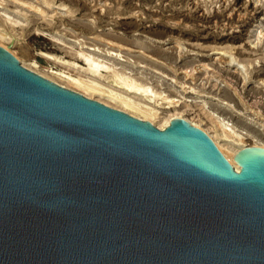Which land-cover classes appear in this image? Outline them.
Here are the masks:
<instances>
[{"label":"water","instance_id":"1","mask_svg":"<svg viewBox=\"0 0 264 264\" xmlns=\"http://www.w3.org/2000/svg\"><path fill=\"white\" fill-rule=\"evenodd\" d=\"M234 161L0 46V264H264V147Z\"/></svg>","mask_w":264,"mask_h":264},{"label":"rangeland","instance_id":"2","mask_svg":"<svg viewBox=\"0 0 264 264\" xmlns=\"http://www.w3.org/2000/svg\"><path fill=\"white\" fill-rule=\"evenodd\" d=\"M22 1L42 7L46 17L0 0V25L5 15L21 22L2 26L12 34L10 52L20 63L66 84L51 71L87 77L76 54H93L165 92L185 118L204 128L213 130L212 120L220 119L249 134L248 144L253 136L264 138V0ZM197 3L196 18L188 19ZM172 9L182 11L177 20L169 19ZM228 56L247 72L228 67Z\"/></svg>","mask_w":264,"mask_h":264},{"label":"bare ground","instance_id":"3","mask_svg":"<svg viewBox=\"0 0 264 264\" xmlns=\"http://www.w3.org/2000/svg\"><path fill=\"white\" fill-rule=\"evenodd\" d=\"M14 1H18L23 5H28L29 8L40 12L41 14H43L44 17H46L45 11L42 9V7H39L38 5H34L32 3H27L22 0ZM41 1L45 5H51V0ZM1 4L3 3L1 2ZM195 7L196 10L190 12V14L187 16L188 19H192L193 17L196 18L195 15L198 12L197 10L200 8V6L197 3ZM19 10H17L16 12L19 13L21 16H25V12L23 13ZM172 12V16L171 18H169L170 20H177L179 18L178 15L182 14L181 10L172 9ZM259 22L260 21L258 20L256 21L258 25ZM2 23V26H11V28L15 26H21V22L18 19L11 17L10 15L2 16ZM175 25L179 24L175 23ZM2 26L0 25V46L12 52L10 47V43L13 40L12 34L9 33L7 29L2 28ZM188 31L191 33L195 32L194 30ZM76 56L84 62V68H82L88 74L87 77H83L79 74H66L62 71H51V74L53 76L62 78L68 84H62L60 82H57L56 80L46 76L45 74H42L34 70L33 68L28 67L22 62L21 63L27 69L33 71L34 73H37L38 75H41L42 77L66 89L78 92L89 99L96 100L100 103H103L104 105L128 113L129 115L141 119L143 121H149L155 127L161 130L166 129L170 125L171 121L174 119H185L190 124L203 129L215 142L217 147L220 149V151L228 160V162L232 165V167H234V169L238 172L240 171V166L234 161V158L242 149L252 146L264 147V138L257 139L256 136H253L252 139H254V143L248 144L247 139L249 137V134L244 133L242 130H236L235 128H233V126L229 124V122H225L220 119L212 120L213 130L204 128L200 124L192 122L191 120L185 118L182 112L178 111V102H175L174 99H172L168 94L163 91L154 89L149 83L142 82L136 78L131 77L126 72L117 70L114 65L108 64L103 60H100L93 54L79 51L77 52ZM51 57L53 58V56ZM231 58L232 57L228 56L227 61H225L228 67L233 66V68L237 69V71L241 73H243L244 71L247 72L245 65L241 63H235ZM73 64L76 65L75 63ZM102 78L107 79L108 82L101 83L99 80ZM248 78L249 77L246 76L244 80L246 81ZM262 88L264 89V81L262 83ZM163 105H167V107L165 106L166 108H162ZM223 106L230 107V103H225L223 104ZM165 109H171L173 110V112L165 114L164 111H162ZM254 112H256L259 117H263L260 112Z\"/></svg>","mask_w":264,"mask_h":264}]
</instances>
